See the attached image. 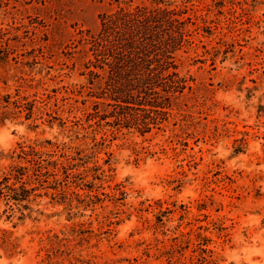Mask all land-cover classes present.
Instances as JSON below:
<instances>
[{
	"label": "rangeland",
	"instance_id": "rangeland-1",
	"mask_svg": "<svg viewBox=\"0 0 264 264\" xmlns=\"http://www.w3.org/2000/svg\"><path fill=\"white\" fill-rule=\"evenodd\" d=\"M171 1L205 33L143 135L85 74L112 0H0V182L35 144L60 166L19 202L0 184V264H264V0Z\"/></svg>",
	"mask_w": 264,
	"mask_h": 264
},
{
	"label": "trees",
	"instance_id": "trees-1",
	"mask_svg": "<svg viewBox=\"0 0 264 264\" xmlns=\"http://www.w3.org/2000/svg\"><path fill=\"white\" fill-rule=\"evenodd\" d=\"M111 5L99 14L98 31H88L83 37L88 46L83 52L85 74L96 87L99 100L95 106L103 103L112 107L104 113L113 117L109 123L117 128L133 126L144 135L175 115L178 99L192 88L180 72L179 58L181 52L194 48L195 35L204 34L205 27L196 13L191 15L185 1L112 0ZM18 102L16 107L24 106L26 118H31L33 104L28 107L29 103ZM38 146L22 149L19 156L27 164L12 165L2 177L0 184L10 189L8 200L28 199L33 189L30 186L47 173L58 174L59 162L45 158ZM62 165L67 170L71 163Z\"/></svg>",
	"mask_w": 264,
	"mask_h": 264
}]
</instances>
